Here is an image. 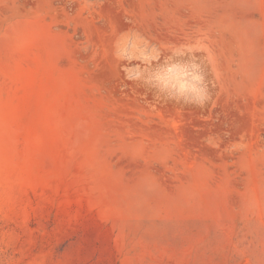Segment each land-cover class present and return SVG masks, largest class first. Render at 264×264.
Wrapping results in <instances>:
<instances>
[{"label": "rangeland", "instance_id": "374dc122", "mask_svg": "<svg viewBox=\"0 0 264 264\" xmlns=\"http://www.w3.org/2000/svg\"><path fill=\"white\" fill-rule=\"evenodd\" d=\"M0 264H264V0H0Z\"/></svg>", "mask_w": 264, "mask_h": 264}]
</instances>
